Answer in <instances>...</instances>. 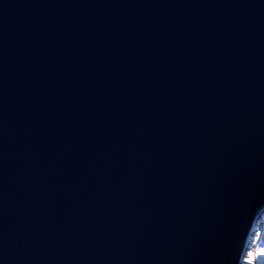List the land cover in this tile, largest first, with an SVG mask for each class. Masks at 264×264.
<instances>
[{
    "label": "water",
    "instance_id": "95a60500",
    "mask_svg": "<svg viewBox=\"0 0 264 264\" xmlns=\"http://www.w3.org/2000/svg\"><path fill=\"white\" fill-rule=\"evenodd\" d=\"M264 214V0H0V264H242Z\"/></svg>",
    "mask_w": 264,
    "mask_h": 264
},
{
    "label": "rangeland",
    "instance_id": "374dc122",
    "mask_svg": "<svg viewBox=\"0 0 264 264\" xmlns=\"http://www.w3.org/2000/svg\"><path fill=\"white\" fill-rule=\"evenodd\" d=\"M262 239L260 246H264V214L262 215V217L259 219V221L257 222V224L255 225L254 229H253V233L250 236V239L248 241L247 247H246V251L244 254V258L247 254L248 251L253 250V243L257 238ZM244 261V259H243ZM243 264V263H242Z\"/></svg>",
    "mask_w": 264,
    "mask_h": 264
},
{
    "label": "snow or ice",
    "instance_id": "6c2138e0",
    "mask_svg": "<svg viewBox=\"0 0 264 264\" xmlns=\"http://www.w3.org/2000/svg\"><path fill=\"white\" fill-rule=\"evenodd\" d=\"M243 264H264V246L258 245L255 249L248 251Z\"/></svg>",
    "mask_w": 264,
    "mask_h": 264
},
{
    "label": "bare ground",
    "instance_id": "6f19581e",
    "mask_svg": "<svg viewBox=\"0 0 264 264\" xmlns=\"http://www.w3.org/2000/svg\"><path fill=\"white\" fill-rule=\"evenodd\" d=\"M261 241H262V239H256L255 241H254V243L252 244L253 245V248L255 249L258 245L260 246V244H261Z\"/></svg>",
    "mask_w": 264,
    "mask_h": 264
}]
</instances>
